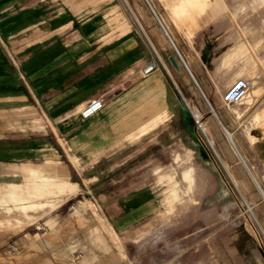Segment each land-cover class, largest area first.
Wrapping results in <instances>:
<instances>
[{"label":"rangeland","instance_id":"rangeland-1","mask_svg":"<svg viewBox=\"0 0 264 264\" xmlns=\"http://www.w3.org/2000/svg\"><path fill=\"white\" fill-rule=\"evenodd\" d=\"M167 1L173 6L168 7ZM215 1L220 5L218 20L202 24ZM111 2L138 29L145 12L157 21L161 18L187 62L190 58L180 42L185 35L176 17L193 33L207 30L220 51L241 47L212 83L221 88L212 107L233 134L238 153L171 44L155 60L181 104L175 102L173 117L156 138L105 148L108 140L96 139L93 127L81 131L77 126L67 133L60 127L54 137L53 124L40 112L30 117L9 116L8 133L42 137L39 141L51 147L46 155L18 164L42 165L47 156L56 162L47 168L30 165L25 176L14 175L12 164H0V264H264V200L238 155L242 154L264 192V112L254 117L255 123L248 122L264 104V36L256 35L264 32V0ZM243 65L255 79L253 84L248 80L250 91L263 87L249 109L245 100L226 104L221 99L235 78H246L243 73L233 79L229 76ZM170 76L181 96L201 109L206 106L208 112L200 110V121L208 124L213 147L194 119L190 128L184 124L181 109L186 108ZM177 80L185 82V90ZM241 112L244 116L240 118ZM35 117L39 123L32 124ZM111 205L116 212L131 213L120 226L132 218L135 222L117 230L109 218L115 213Z\"/></svg>","mask_w":264,"mask_h":264},{"label":"crops","instance_id":"crops-1","mask_svg":"<svg viewBox=\"0 0 264 264\" xmlns=\"http://www.w3.org/2000/svg\"><path fill=\"white\" fill-rule=\"evenodd\" d=\"M217 3L215 1L202 24L218 20L220 5ZM148 5L160 17L149 2ZM166 5L171 7L173 3L167 1ZM159 21L145 12L138 29L109 0H0V164H12L14 175L25 176V169L30 165L47 168L56 162L47 156L42 165L18 164L46 155L51 147L39 141L44 139L42 137L34 139L8 133L11 131L7 128L9 116L30 117L40 112L49 124H53L54 137L60 127L65 129L63 133L77 126L81 131L84 127H93L96 139L108 140L103 145L105 148L122 141L159 136L174 115L171 108L175 102H181L162 70L157 69L148 75H143L142 70L147 63L159 57V53L166 54L170 44L183 70L211 112H215L212 104L219 99L221 88L214 87L212 83L238 56L241 47L238 45L229 47L226 52L220 51L207 30L193 33V30L184 29L180 18L176 17L178 27L185 35L180 37V42L190 58L187 62L177 49V41L168 36L161 18ZM256 35L264 36V32ZM241 69L247 71L241 72ZM242 73L251 84L255 82L246 65L230 71V79ZM170 79L176 91H180L171 76ZM177 82L183 90L186 89L185 82ZM253 89L261 92L263 87ZM257 97L251 106H245L246 109L254 105ZM94 98L103 100V109L88 119H81L80 108ZM182 98L189 108L186 109L188 113L191 112L198 120L202 117L200 110L208 112L206 106L201 109L191 99ZM259 107L255 114L264 112L263 102ZM186 110L181 109L185 121L188 117ZM254 115L248 122H254ZM242 116L241 112L240 118ZM215 117L231 144V132L217 115ZM30 122L39 123V118H31ZM198 127L203 138L213 147L214 136L208 124L199 120ZM241 157L244 158L242 154ZM9 185L13 184L6 186ZM110 207L115 213L109 218L117 230L128 228L135 222L136 218H132L131 223L127 220V225L120 226L122 221L130 219L131 213L122 214L116 212L113 205Z\"/></svg>","mask_w":264,"mask_h":264},{"label":"built area","instance_id":"built-area-1","mask_svg":"<svg viewBox=\"0 0 264 264\" xmlns=\"http://www.w3.org/2000/svg\"><path fill=\"white\" fill-rule=\"evenodd\" d=\"M162 64V63H161ZM163 65V64H162ZM159 69L157 61L151 60L142 70L143 75H148L155 70ZM249 81L244 77L235 78L230 85L222 93L223 102L226 104H239L246 99L249 92ZM104 107V102L101 98H94L88 100L79 110V115L81 119H88ZM195 123L198 125L199 120L195 116L193 117Z\"/></svg>","mask_w":264,"mask_h":264},{"label":"bare ground","instance_id":"bare-ground-1","mask_svg":"<svg viewBox=\"0 0 264 264\" xmlns=\"http://www.w3.org/2000/svg\"><path fill=\"white\" fill-rule=\"evenodd\" d=\"M249 85H250V84H249ZM250 87H251V86H250ZM250 87H249V91H250ZM248 93H249V92H248ZM259 94H260L259 90H257V89H253V90L250 92L249 96H247L246 99H245V101H244V103L246 104V106L251 105V104L254 102L255 97L259 96ZM222 101H223V98H222ZM239 104H240V103H239ZM212 112H213V114L216 116V114H215V112H214L213 110H212ZM254 117L257 119V118L259 117V114L257 113ZM250 122H251V121H250ZM250 126H251V125H250ZM226 133H227V135H228V132H227V131H226ZM247 134L249 135V133H247ZM229 137H230V140H232V143L234 144V141H233V138H232L231 133H229ZM250 137H251V136H250ZM251 139H252V137H251ZM251 139H250V141H251ZM229 142H230V141H229ZM232 143H231V145L234 146ZM234 149H235L236 153H238V150H237V148H236L235 146H234ZM238 155H239V157L241 158L242 163L244 164V166H245V167L247 168V170L249 171L250 176H251V178H252V181H253V183L255 184V187H257L259 193L261 194V196H262V198H263V200H264V192H263V190L261 189L258 180H257L256 177L253 175V173L250 172L249 168L247 167L246 162L242 159L241 155H240V154H238ZM190 170H191V169H190ZM190 170H188V171L190 172ZM187 173H188V172H187ZM187 184H188V183H187ZM189 184H190V183H189ZM189 184H188V185H189ZM186 188H187V187H186ZM173 190H174V189H173Z\"/></svg>","mask_w":264,"mask_h":264},{"label":"water","instance_id":"water-1","mask_svg":"<svg viewBox=\"0 0 264 264\" xmlns=\"http://www.w3.org/2000/svg\"><path fill=\"white\" fill-rule=\"evenodd\" d=\"M177 92H178V95L180 96L181 100L183 101V104H184L185 108L189 110L188 106L186 105L185 101L183 100V98H182V96L180 94V91L178 89H177ZM190 119H193V115L191 114V112H190V116L186 117V120L188 122H190Z\"/></svg>","mask_w":264,"mask_h":264},{"label":"trees","instance_id":"trees-1","mask_svg":"<svg viewBox=\"0 0 264 264\" xmlns=\"http://www.w3.org/2000/svg\"><path fill=\"white\" fill-rule=\"evenodd\" d=\"M185 113H186V115H187V116H190V115H189V113H187V112H185ZM182 120H183V119H182ZM183 122H184V124H186V127H189V128H190V126H191V125H190V123H193V120H192V119H190V122H189V124H188V122H187V121H185V120H183ZM187 124H188V125H187Z\"/></svg>","mask_w":264,"mask_h":264}]
</instances>
